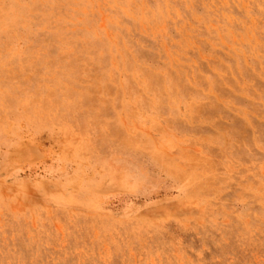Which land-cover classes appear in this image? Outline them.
I'll use <instances>...</instances> for the list:
<instances>
[{
  "label": "rangeland",
  "instance_id": "rangeland-1",
  "mask_svg": "<svg viewBox=\"0 0 264 264\" xmlns=\"http://www.w3.org/2000/svg\"><path fill=\"white\" fill-rule=\"evenodd\" d=\"M0 264H264V0H0Z\"/></svg>",
  "mask_w": 264,
  "mask_h": 264
}]
</instances>
